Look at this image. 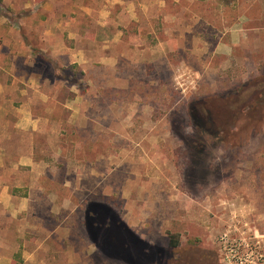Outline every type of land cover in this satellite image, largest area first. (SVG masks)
<instances>
[{"label": "rangeland", "instance_id": "1", "mask_svg": "<svg viewBox=\"0 0 264 264\" xmlns=\"http://www.w3.org/2000/svg\"><path fill=\"white\" fill-rule=\"evenodd\" d=\"M28 1L0 0V101L50 119L34 138L49 172L26 233L43 246L27 249L124 264L89 236L101 204L147 251L177 238L181 264H264V0H51L47 15ZM45 22L54 54L37 44Z\"/></svg>", "mask_w": 264, "mask_h": 264}, {"label": "crops", "instance_id": "2", "mask_svg": "<svg viewBox=\"0 0 264 264\" xmlns=\"http://www.w3.org/2000/svg\"><path fill=\"white\" fill-rule=\"evenodd\" d=\"M49 1L51 0H29L26 8L38 10L47 15L52 12ZM126 8L130 11V6ZM80 9L84 11L83 7ZM47 24L48 22H45L40 25L43 26L44 32L37 44L42 47V51L54 54L55 50L51 46L52 27ZM79 38L82 37L79 35ZM60 45L63 49L60 48L59 52L66 54V43ZM49 122L50 119L37 117L31 103H22L17 106L14 103L0 101V214H3L0 215L2 216L0 234L2 230L3 232L9 230L11 237V241H0V264H11L12 255L19 251L25 258L23 264H49L41 263L36 258V252L39 249L35 251L27 249L33 244L41 248L43 245L36 243L34 239L28 240L26 234L34 231L35 222L39 217L33 212V205L37 201L33 198L32 192L39 190L41 194H44L47 187L43 179L49 172L48 162L41 157V153H37L34 138L36 132H45L44 127ZM20 218H23L24 222L22 229L17 225L10 227L9 224H13Z\"/></svg>", "mask_w": 264, "mask_h": 264}, {"label": "trees", "instance_id": "3", "mask_svg": "<svg viewBox=\"0 0 264 264\" xmlns=\"http://www.w3.org/2000/svg\"><path fill=\"white\" fill-rule=\"evenodd\" d=\"M211 109L208 111V114L212 115L213 109ZM213 111L215 112V110ZM193 119L201 132L207 135L215 133L210 130L206 123L198 116H193ZM213 127V129L217 128L215 125H213ZM216 131H218V129ZM96 218L110 220L112 226L110 228L105 225L98 226L96 224ZM86 219L89 236L93 244L106 258L117 260L124 264H181V260H177L173 253L179 246L178 239L173 236H171L169 243L170 249H153L147 251L143 241L131 234L125 227L118 224L116 225V216L107 207L101 204H90L86 211ZM111 237L114 238L113 241L110 242L109 239ZM184 251L185 250L180 253H184ZM187 252L192 253L191 250L185 253Z\"/></svg>", "mask_w": 264, "mask_h": 264}]
</instances>
